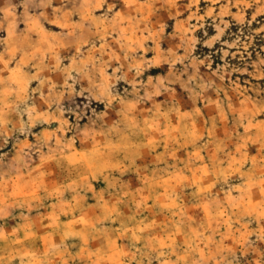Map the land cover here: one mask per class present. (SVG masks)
Instances as JSON below:
<instances>
[{"label":"rangeland","instance_id":"1","mask_svg":"<svg viewBox=\"0 0 264 264\" xmlns=\"http://www.w3.org/2000/svg\"><path fill=\"white\" fill-rule=\"evenodd\" d=\"M0 264H264V0H0Z\"/></svg>","mask_w":264,"mask_h":264}]
</instances>
